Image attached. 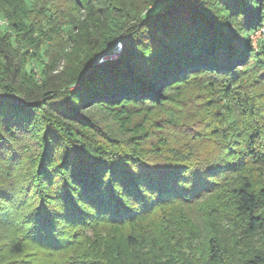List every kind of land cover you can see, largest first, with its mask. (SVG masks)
Segmentation results:
<instances>
[{"label":"trees","instance_id":"trees-1","mask_svg":"<svg viewBox=\"0 0 264 264\" xmlns=\"http://www.w3.org/2000/svg\"><path fill=\"white\" fill-rule=\"evenodd\" d=\"M65 2L54 17L42 0H0V162L24 161L15 186L0 184L16 207L35 205L3 250L19 258L30 241L60 246L75 228L207 197L217 210L200 246L180 240L184 218L171 215L158 241L128 235L133 256L106 251L100 264H264V182L253 180L264 177V107L236 91L244 73L264 75V47L256 53L250 41L264 0ZM53 29L66 30L54 54ZM29 51L47 57L38 85L25 77ZM201 79L213 123H173L171 94ZM136 108L155 116L131 123ZM182 130L215 151L173 142ZM13 200L0 189V224L15 225Z\"/></svg>","mask_w":264,"mask_h":264},{"label":"rangeland","instance_id":"rangeland-1","mask_svg":"<svg viewBox=\"0 0 264 264\" xmlns=\"http://www.w3.org/2000/svg\"><path fill=\"white\" fill-rule=\"evenodd\" d=\"M46 5L47 15L58 11L60 15H65L69 11V6L65 0H42ZM44 20V25H47L48 19L41 17L40 21ZM59 29V28H55ZM66 35V30H52L49 33L51 37V53L56 52L57 44L62 41ZM252 49L256 53H260L264 47V26L258 28L250 35ZM29 60L26 65V76L32 79L34 83L41 84L43 82L42 69L47 62V57L42 56L36 59L32 56V51H29ZM257 74L251 71L248 75H243L242 85H247L245 88H237L236 91H246L245 93L251 100L253 107L260 109L264 107V75L256 79ZM255 79V80H254ZM203 79L191 83L185 89L171 94L173 106H169L168 112L172 113L176 119L173 123H213L210 116L211 109H215L216 105L209 108L205 100V89L200 87L203 85ZM222 105V104H221ZM156 112V109H155ZM155 116L154 110L136 108L129 115L131 123H147V121ZM191 136L189 130L174 131L172 141L179 143H189L197 149L201 155H210L216 149V144L212 142H197ZM24 161H19L14 164L7 165L0 162V179L15 186L23 174ZM258 173V172H255ZM257 177V178H256ZM253 178L262 186L264 182L263 176ZM209 199H199L191 205H175L163 210H157L145 217V220H137L131 223H122L117 226H112L107 223H93L80 228H75L68 232L66 241H63L60 246L44 245L35 241H30L26 250V254L19 258H14L8 255L3 250V245L11 236L20 234V229H16L15 225L0 224V264H100L103 260V253H114L122 256L123 259H129L133 256V252L128 248L126 237L131 235L138 241H150L153 237L156 241L159 240V228L166 222L168 217H183L181 226H176L177 236L181 241L191 242L193 245L200 246L208 233L210 215L216 212V206L211 205ZM218 222V220H217ZM220 227L229 230L226 224L220 222ZM15 261V262H14ZM14 262V263H13Z\"/></svg>","mask_w":264,"mask_h":264},{"label":"clouds","instance_id":"clouds-1","mask_svg":"<svg viewBox=\"0 0 264 264\" xmlns=\"http://www.w3.org/2000/svg\"><path fill=\"white\" fill-rule=\"evenodd\" d=\"M0 189H6L10 195L14 197L12 202H6L10 210L14 212V223L16 229H21V231L25 230L30 226L29 217L35 210V205L31 204L29 201L22 207H16L18 203V198L16 197L15 192L9 185L0 184Z\"/></svg>","mask_w":264,"mask_h":264},{"label":"water","instance_id":"water-1","mask_svg":"<svg viewBox=\"0 0 264 264\" xmlns=\"http://www.w3.org/2000/svg\"><path fill=\"white\" fill-rule=\"evenodd\" d=\"M119 50H120V45L118 44L115 47L114 52L111 55L106 56L105 58H113V57H116L119 54ZM102 59H104V58H101L99 62H101Z\"/></svg>","mask_w":264,"mask_h":264}]
</instances>
